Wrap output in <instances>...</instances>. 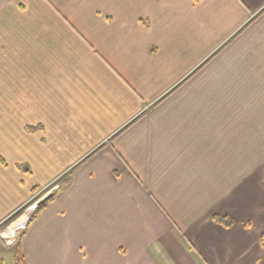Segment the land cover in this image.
<instances>
[{"label":"crops","instance_id":"0c3cea01","mask_svg":"<svg viewBox=\"0 0 264 264\" xmlns=\"http://www.w3.org/2000/svg\"><path fill=\"white\" fill-rule=\"evenodd\" d=\"M45 189L0 264H264V0H0V228Z\"/></svg>","mask_w":264,"mask_h":264},{"label":"rangeland","instance_id":"374dc122","mask_svg":"<svg viewBox=\"0 0 264 264\" xmlns=\"http://www.w3.org/2000/svg\"><path fill=\"white\" fill-rule=\"evenodd\" d=\"M46 193L41 192V194H46ZM41 194H39V195H41ZM42 196H44V195H42ZM41 197H39L38 200H40ZM32 208H35V206H33V207L29 206L28 208H26L25 212L21 216H19L13 223H11L7 227L0 228V242H2L3 245L11 246V248H13V249L16 248L17 240L20 237L21 232L24 230L27 222L30 220L31 214L33 213V211H35V209L31 210ZM9 229L14 231V236L6 237V236L3 235V232H5V231H7ZM5 256L6 257L8 256V259H9L8 260L9 261L8 264H14V252L12 250H6Z\"/></svg>","mask_w":264,"mask_h":264},{"label":"trees","instance_id":"16d2710c","mask_svg":"<svg viewBox=\"0 0 264 264\" xmlns=\"http://www.w3.org/2000/svg\"><path fill=\"white\" fill-rule=\"evenodd\" d=\"M65 179L60 180L59 182H57L56 184H60L61 186H63L65 184ZM54 186V185H53ZM51 188H49L48 190H50ZM35 191L37 190L34 189ZM47 189L44 190V193H46ZM44 194L39 195L38 197H35L34 199H32L31 201L28 202V204L26 206H24L23 208H21L17 213H15L7 222H5V227L9 226L11 223H13L19 216H21L26 208H28L29 206L33 205L35 203V201H37L39 199V197H41ZM53 198V195H51L50 197H48L47 201L51 200ZM217 220L221 221L223 224L230 226V224L232 223V219L231 217H218ZM16 264H24L19 253L17 254L16 257Z\"/></svg>","mask_w":264,"mask_h":264},{"label":"bare ground","instance_id":"6f19581e","mask_svg":"<svg viewBox=\"0 0 264 264\" xmlns=\"http://www.w3.org/2000/svg\"><path fill=\"white\" fill-rule=\"evenodd\" d=\"M31 210H34V208H32ZM3 235L6 236V237H12V236H14V231L9 229V230L3 232Z\"/></svg>","mask_w":264,"mask_h":264}]
</instances>
